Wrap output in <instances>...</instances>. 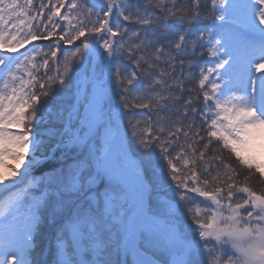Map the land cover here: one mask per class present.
Wrapping results in <instances>:
<instances>
[{"label":"snow or ice","instance_id":"snow-or-ice-1","mask_svg":"<svg viewBox=\"0 0 264 264\" xmlns=\"http://www.w3.org/2000/svg\"><path fill=\"white\" fill-rule=\"evenodd\" d=\"M262 157L264 0H0V264H264Z\"/></svg>","mask_w":264,"mask_h":264},{"label":"rangeland","instance_id":"rangeland-1","mask_svg":"<svg viewBox=\"0 0 264 264\" xmlns=\"http://www.w3.org/2000/svg\"><path fill=\"white\" fill-rule=\"evenodd\" d=\"M35 43H37L39 45L41 42L38 41V42H35ZM43 43L46 44V42H43ZM262 159H264V157H262ZM45 167H47V166H45ZM238 171H239V169H238ZM35 174L39 175V170H37V172ZM244 175H247V173L244 172V173L241 174V176H240V180L241 181L243 180ZM250 185L255 190H260L261 188H264V184H262L261 181H260L259 174H254L253 175V177L250 179ZM3 195H7V193H3ZM162 195H169V193H162Z\"/></svg>","mask_w":264,"mask_h":264},{"label":"trees","instance_id":"trees-1","mask_svg":"<svg viewBox=\"0 0 264 264\" xmlns=\"http://www.w3.org/2000/svg\"><path fill=\"white\" fill-rule=\"evenodd\" d=\"M198 70V68L197 69H193V72H195V71H197ZM195 82V79H193V83ZM129 135H130V133H129ZM211 154V153H210ZM257 191H259V190H257ZM165 193H167V192H165Z\"/></svg>","mask_w":264,"mask_h":264}]
</instances>
